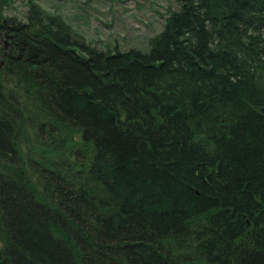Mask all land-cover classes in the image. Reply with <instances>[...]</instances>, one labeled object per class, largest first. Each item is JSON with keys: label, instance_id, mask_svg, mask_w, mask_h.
Masks as SVG:
<instances>
[{"label": "trees", "instance_id": "trees-1", "mask_svg": "<svg viewBox=\"0 0 264 264\" xmlns=\"http://www.w3.org/2000/svg\"><path fill=\"white\" fill-rule=\"evenodd\" d=\"M3 2L0 264H264V0H173L145 50Z\"/></svg>", "mask_w": 264, "mask_h": 264}, {"label": "rangeland", "instance_id": "rangeland-1", "mask_svg": "<svg viewBox=\"0 0 264 264\" xmlns=\"http://www.w3.org/2000/svg\"><path fill=\"white\" fill-rule=\"evenodd\" d=\"M4 16L25 20L29 3L58 14L74 35L98 49L116 46L147 49V41L162 29L173 0H0ZM6 44V43H4Z\"/></svg>", "mask_w": 264, "mask_h": 264}]
</instances>
